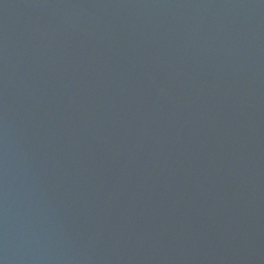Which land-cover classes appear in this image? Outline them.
<instances>
[{
	"label": "water",
	"instance_id": "95a60500",
	"mask_svg": "<svg viewBox=\"0 0 264 264\" xmlns=\"http://www.w3.org/2000/svg\"><path fill=\"white\" fill-rule=\"evenodd\" d=\"M0 264H264V0H0Z\"/></svg>",
	"mask_w": 264,
	"mask_h": 264
}]
</instances>
